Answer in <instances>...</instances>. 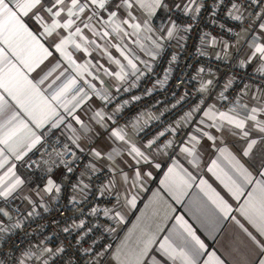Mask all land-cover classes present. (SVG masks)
<instances>
[{"label": "snow or ice", "instance_id": "1", "mask_svg": "<svg viewBox=\"0 0 264 264\" xmlns=\"http://www.w3.org/2000/svg\"><path fill=\"white\" fill-rule=\"evenodd\" d=\"M207 25H215L219 35ZM242 35L246 53L238 46ZM209 45L220 52L213 57ZM189 46L195 51L188 53ZM53 52L56 63L41 67ZM186 54L193 61L208 56V63L189 77L181 69ZM213 58L241 70L218 92ZM102 75L113 81L114 91L97 86L95 81L104 83ZM197 80L199 86L189 93L187 85ZM134 89L142 91L133 94ZM180 89L183 94L175 99ZM125 93L128 98L121 100ZM158 93H168L175 103L159 116L145 113L142 122L137 117L132 125L137 134L149 120L191 106L142 150L114 117ZM209 97L212 103H206ZM97 98L113 106L111 114L93 108ZM81 110L121 146L107 152L82 147L93 129ZM193 124L177 143L172 134ZM213 129L238 135L242 155L251 157L249 163L264 177V0H0V264L9 256L11 264H231L230 253L210 247L229 220L252 245L242 256L244 264H264V179H255L226 147H217L216 159L205 168L202 140L215 147ZM165 133L172 138L160 142ZM41 165L49 174L60 170L66 180L75 177L67 186L51 175L41 177L43 188L33 189L53 200L67 191V204L53 208L43 196L38 203L27 194L31 179L19 170ZM17 201L31 210L21 213ZM69 206L72 215L58 232L24 248L18 244L27 233L12 239L41 216L38 209L49 213ZM4 217L14 223L5 226ZM89 238L85 248L82 242Z\"/></svg>", "mask_w": 264, "mask_h": 264}, {"label": "crops", "instance_id": "2", "mask_svg": "<svg viewBox=\"0 0 264 264\" xmlns=\"http://www.w3.org/2000/svg\"><path fill=\"white\" fill-rule=\"evenodd\" d=\"M159 22H160L159 20L156 21V23H159ZM49 43H51V40H49ZM238 46H240L244 50V53L247 52V45L245 43V38L243 35L239 39ZM209 47L211 48L212 53L214 55L220 52V48L218 46L213 47L209 45ZM74 55L79 60L80 54L74 53ZM57 59H58V54L53 52V55L50 56L45 61L44 65H42L41 67H50L52 64L56 63ZM248 70L254 71V69H251V68ZM32 76L33 78H36V73H33ZM217 77H218V85H217L216 91L218 92L220 90V87L223 85L224 81L229 79L230 77L226 75H220V74H217ZM208 78H211V77L205 76V79H208ZM102 79L104 80L103 84H101L99 81H95V83H97V86L101 89H112L113 81L109 77L103 76V75H102ZM112 90L114 91V89ZM245 102H247V98L245 99ZM207 103H212L211 97L208 98ZM100 107H103L104 110L108 112L109 114L112 113V111H110L107 107H105V105L101 101H99L97 98L93 102V108H100ZM79 114L81 115V118L85 121V123L88 124L89 127L93 129L92 133L87 134V136L82 139V142H81L82 147L87 148L89 146L94 145L97 149L107 152V151H111L113 148L121 146V142L113 141L109 139L108 132H106L99 125L95 124L94 121H91L89 119V116L91 115V113H85L84 111L81 110ZM114 119L116 120V116L114 117ZM132 125H133V122H129L126 125H121V126L116 124V126L124 128L128 134V138L130 139V141L133 143H136L137 146L141 147V149L143 150L144 145L140 143L138 139V134L133 130ZM110 127H112L111 124H110ZM193 127H195V124L190 125L189 127L186 128L184 139L186 138L187 134L193 130ZM77 128H79L78 125H77ZM211 131L214 135L217 136L218 139H217V143L215 147H213L212 143L210 141H207L206 138L202 140L201 151L203 152V165L205 168L211 165L213 159H216V156H217L216 148L226 147L230 151H232L241 160V162L245 164L246 167L249 168V170L252 172L253 177L255 179H264V177L257 175L255 168H253L252 165L249 163V160L251 159V157H244L242 155L241 149L243 147V144H242L241 138L238 135L234 136L228 130L221 132V131L213 129ZM125 158L131 161V157H127L126 153H125ZM218 162H222V158H220ZM223 163H226V162H222L221 166H223ZM19 171L26 177L30 176L31 182L27 185V194L31 196L32 200L37 201L39 203L41 202L40 197L43 196L44 197L43 203H47L51 207L56 200L51 199L50 196H48L47 194H44L43 192H40V194L37 195L36 191H33V189H36V188L42 189L44 186V182L40 178L46 177L49 175H51L53 179H57L58 182H63L64 184L65 179L60 176V170H55L52 174H49L46 171V166L41 165V167L37 168L32 173L27 172L26 169H20ZM125 171L131 172V170L128 168H125ZM2 175H3V170H0V176ZM205 176L210 177V174L205 172ZM214 186H217L218 190H220L217 184L214 183ZM250 188L251 186H249V190ZM230 202H232L235 207V202L231 200ZM16 205H19L20 209L24 213L31 210V207L27 204V202H24L21 205L20 201H17ZM16 205H14L13 208H15ZM38 211H40L41 214L44 213L42 209H38ZM234 214L237 215V218H239L238 214L236 213ZM128 218L129 220L134 221V216L131 213H129ZM3 220L5 223V226H8L9 224L12 223V221H9L7 217H4ZM128 226L130 227V225ZM210 247H214L217 250H222L223 252L230 253L231 254V264H244V260L242 259V256L243 254H245L248 250L252 248V245L250 241L248 240V238L244 235V233L238 228V226L235 223H233L231 220H229L226 222L225 228L218 234V239L216 243L210 244ZM233 247H238L239 252L232 251ZM249 258L252 259L251 256ZM253 264H254V260H253Z\"/></svg>", "mask_w": 264, "mask_h": 264}, {"label": "built area", "instance_id": "3", "mask_svg": "<svg viewBox=\"0 0 264 264\" xmlns=\"http://www.w3.org/2000/svg\"><path fill=\"white\" fill-rule=\"evenodd\" d=\"M233 23H235V22H233ZM201 26L205 27L203 24ZM206 30L209 31L212 35H219V31L215 27V25H207ZM224 38L229 39V37H227V36ZM192 43L194 44V41ZM194 51H195L194 46L188 47V53H192ZM207 52L214 57V54L212 53V50L210 47L207 48ZM182 61H183V63L181 64V69L184 72H187L188 76L191 77V76L195 75L196 67L207 65L208 56L200 58L199 61H193L186 54L185 56L182 57ZM188 63H190L192 65V67H185L184 66L185 64H188ZM211 65H212V70L214 72H216V74L226 75V76H229L230 78L233 75L239 77L241 74V70H239L238 68L229 67L226 63L216 61L214 58L211 62ZM162 70H163V64L156 69L157 74H160L162 72ZM248 71H251V70H248ZM178 74H179V72H177V75ZM175 83H176L175 80H173L171 82V84L168 87V93H170L173 90L172 85H174ZM147 86H151V81L148 82ZM198 86H199L198 80L193 81L191 84L187 85V91L189 93H191L194 91L195 87H198ZM140 91H142V89H140V90L134 89L133 94H139ZM230 91H232V90H230ZM168 93L154 94L152 97H146L143 102H134L132 104H129L122 113H120L119 115L116 116V124L119 126L126 125L129 122H134L137 117H141V122H142L143 119L148 118L147 116L144 115L145 113H149L151 116H159L160 113L162 111H164V109L166 107H170L173 103H175V99H178L179 96L183 94V89L177 90V96L175 99L172 98L171 96H169ZM232 94H233V96H235L236 92L232 91ZM128 96H129V94L125 93L122 97H120V99L121 100L127 99ZM230 99H231V97H230ZM157 100H160L161 103L157 104L156 103ZM207 101H206V103H207ZM190 106L191 105H187V106H185L184 109H181L180 106H177L176 109H173L171 112H166L163 116H161L160 120H155V119L149 120L148 125L144 128V132H141L138 134V139H139L140 143L145 145L147 143V141L149 139H152L157 133H159L160 131H163L169 125H173L174 122L177 119H179L180 116L183 115V111L187 110V108ZM107 108L110 111H112L113 106L109 105V106H107ZM185 133H186V128L181 130L178 135H176V134H172V135H175V139L177 140V143H178L184 139ZM172 135H170L169 133H165V137H161L160 142H163V140L165 138H172ZM49 151H51V149H49ZM32 158L34 160H39L40 156L37 155V156H33ZM36 169L37 168L26 169V171L29 173H32ZM81 170H83V164L81 165ZM74 179H75V177H70V180H74ZM70 180L65 179L64 185L67 186V184L70 182ZM85 182L87 183V180H85ZM66 196H67V191H65L61 195V199L56 200L51 207L54 208L56 205H58L60 203L67 204ZM96 199L98 201L103 200V198L99 197V196H97ZM100 206L104 207L105 205L101 204ZM108 206H110V205H108ZM20 211H21V213H24L21 209H20ZM12 212L14 215L15 214V208H13ZM71 215H72V212L70 210V206H69V211H55V212L43 213V214H41V216H37L34 218L33 221L29 222L28 226L25 227V229L22 232H19V237L17 235H13L12 239L17 240L18 238H23L25 236V233H27L28 234L27 240H25L24 243L18 244V247L24 248L25 243H27L28 241H31L33 244H35L41 240H44V238L47 235L52 234L54 232H58L59 228H62L65 226L64 225V219L71 216ZM92 219L95 220V218H92ZM54 220L60 222L58 226H57V224L53 223ZM105 221H106V218L101 215L99 217V222L104 223ZM12 223H14V221H12ZM41 229H43V235H38V233L41 232ZM63 236H64V234L61 233L60 238L63 239ZM89 242H90V238L88 239V242H82L84 244L85 248L88 247ZM72 243L75 244L74 238L72 239ZM55 244H56V241L54 240L52 246H55ZM11 248H12V245H11V242H9V244L7 245L5 250L8 251V250H11ZM15 255L19 256L20 253L15 252ZM5 259H6V264H11V256H9Z\"/></svg>", "mask_w": 264, "mask_h": 264}]
</instances>
